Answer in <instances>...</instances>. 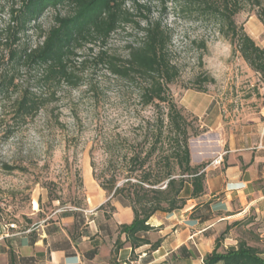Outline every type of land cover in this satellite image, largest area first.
<instances>
[{"label": "rangeland", "instance_id": "rangeland-1", "mask_svg": "<svg viewBox=\"0 0 264 264\" xmlns=\"http://www.w3.org/2000/svg\"><path fill=\"white\" fill-rule=\"evenodd\" d=\"M20 1H0V29L8 24L11 8ZM201 2L169 0L165 8L158 3L151 7L153 17L161 16L171 31L169 56L180 70L179 78L169 86L170 95L199 132L190 140L193 166L222 164L221 134L251 125L264 107V77L234 51L224 26ZM240 3L243 10L234 17L235 23L264 48V23L257 7L252 0ZM59 11L64 16L67 9ZM56 13L51 9L38 19L44 31L53 25ZM136 38V32L127 28L113 35L104 50L126 59V47ZM26 42L33 45L38 40L32 37ZM100 48L82 50L81 59L88 61L83 67L79 65L82 60L78 61L79 85L56 88L53 102L26 125L18 126L15 119L14 88L8 96L0 94L1 227L16 225L13 230L22 231L72 214L85 215L78 219L84 227L92 213L87 195L99 188L94 174L109 167L104 147L114 145V140L121 146L140 141L146 124H153L165 111L163 104L145 105L138 84L96 66L94 56ZM3 56L5 52L0 51V75L8 69ZM20 75L24 86L30 75ZM87 172L95 180L92 184L86 181ZM102 210L112 213L108 204ZM217 227L221 229L218 239L207 249L224 253L235 248L234 241H243L264 257V225L259 220L233 231L223 223Z\"/></svg>", "mask_w": 264, "mask_h": 264}, {"label": "trees", "instance_id": "trees-1", "mask_svg": "<svg viewBox=\"0 0 264 264\" xmlns=\"http://www.w3.org/2000/svg\"><path fill=\"white\" fill-rule=\"evenodd\" d=\"M20 2L18 7L11 8L8 24L0 29V51L5 52L2 59L6 57L8 65L0 75V94L5 97L11 89L16 91L13 104L18 126L26 125L29 118H34L53 102L56 88L79 85L78 61L82 60V50L94 51L98 45L101 48L94 56L96 66H103L124 81L138 84L145 105H165V111L154 123L146 124L140 141L128 146L118 145L115 140L114 145L107 143L104 153L109 167L94 174L99 187L107 193L106 204L112 212L116 210L112 202L118 201L132 208L135 218L131 225L118 227L120 237L124 235L126 240L122 242L119 237L111 264H123L117 258L126 243L133 252L147 245L151 246V251H156L161 247L160 242L151 243L146 237L154 229L149 224L150 219L161 212L172 214L184 210L190 199L202 197L206 189L203 170L207 165L193 166L191 157L190 140L199 136V132L170 95L169 86L180 76V70L169 56L171 31L162 17H153L151 11L153 3L165 8L169 0ZM186 2L193 4L195 0ZM252 4L264 23L262 0H252ZM201 5L224 26L234 51L264 77V48L234 21L243 10L240 0H202ZM61 8L67 9L66 15L60 14ZM51 9L57 12L54 23L44 31L38 19ZM127 28L137 36L126 47L127 58L105 51L111 37ZM32 37L37 38V44L26 42ZM87 61L82 60L79 65L83 67ZM23 72L30 75L24 86L20 80ZM189 185L192 192L186 198L183 193ZM204 264H264V257L259 249L241 241L224 253L216 248L205 256Z\"/></svg>", "mask_w": 264, "mask_h": 264}, {"label": "crops", "instance_id": "crops-1", "mask_svg": "<svg viewBox=\"0 0 264 264\" xmlns=\"http://www.w3.org/2000/svg\"><path fill=\"white\" fill-rule=\"evenodd\" d=\"M220 140L222 164L204 170V195L190 199L184 210L154 215L149 221L154 229L146 237L151 243L160 242L161 247L151 251L147 245L133 252L126 243L118 254L120 262L204 264L213 250L207 246L213 245L221 230L215 226L223 223L233 231L253 220L264 225V107L251 125L223 132ZM87 175L88 184L95 182L89 172ZM191 192L189 185L183 196L189 198ZM108 200L100 187L94 194L88 193L92 213L84 227L78 219L85 215L75 214L22 231L0 226V264H111L120 237L118 227L131 225L135 218L132 208L118 201L112 202L114 212L105 213L101 208ZM120 238L125 242L124 235ZM233 244L238 246L237 241Z\"/></svg>", "mask_w": 264, "mask_h": 264}, {"label": "built area", "instance_id": "built-area-1", "mask_svg": "<svg viewBox=\"0 0 264 264\" xmlns=\"http://www.w3.org/2000/svg\"><path fill=\"white\" fill-rule=\"evenodd\" d=\"M8 227V229H11V230H13V229H15L16 228V225H9V226H7Z\"/></svg>", "mask_w": 264, "mask_h": 264}]
</instances>
